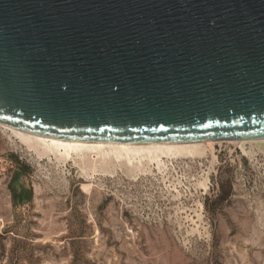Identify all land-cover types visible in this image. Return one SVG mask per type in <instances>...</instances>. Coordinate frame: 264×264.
<instances>
[{"label":"water","instance_id":"water-1","mask_svg":"<svg viewBox=\"0 0 264 264\" xmlns=\"http://www.w3.org/2000/svg\"><path fill=\"white\" fill-rule=\"evenodd\" d=\"M0 124L74 142L264 140V0H0Z\"/></svg>","mask_w":264,"mask_h":264},{"label":"rangeland","instance_id":"rangeland-1","mask_svg":"<svg viewBox=\"0 0 264 264\" xmlns=\"http://www.w3.org/2000/svg\"><path fill=\"white\" fill-rule=\"evenodd\" d=\"M244 143L173 156L196 162L181 195L137 204L148 160L91 170L0 126V264H264V142Z\"/></svg>","mask_w":264,"mask_h":264},{"label":"bare ground","instance_id":"bare-ground-1","mask_svg":"<svg viewBox=\"0 0 264 264\" xmlns=\"http://www.w3.org/2000/svg\"><path fill=\"white\" fill-rule=\"evenodd\" d=\"M0 126L6 128V130L9 129L15 136L25 141L29 145V147L39 152V154L40 153H44L48 155L54 154L55 156L62 159L75 158L82 162L87 160L89 161V164H91L92 166L91 170L95 169L94 167L98 163L99 159H100V163H102V161H105L106 159H112L113 163L124 162L128 165H131V167H133L134 165L132 166V164L134 161L139 162V160L141 161L142 159H146L149 162L151 161L158 162V160L163 156L170 158H172L173 156L175 157H179V156L193 157L197 155L200 156L202 154V150H201L202 145L212 143L211 141L196 142V143H168V144H118V143L74 142V141L57 140V139L46 138L38 135L28 134L26 132L13 129L4 126L2 124H0ZM253 141L264 142V140H253ZM227 142H237L243 144L244 142L250 143L251 141H227ZM103 166L105 167V165ZM135 168L138 169L140 167L136 166ZM134 171H136V169Z\"/></svg>","mask_w":264,"mask_h":264},{"label":"built area","instance_id":"built-area-1","mask_svg":"<svg viewBox=\"0 0 264 264\" xmlns=\"http://www.w3.org/2000/svg\"><path fill=\"white\" fill-rule=\"evenodd\" d=\"M195 163L193 158L163 156L158 162H150L147 172L130 182L128 189L134 195V201L137 204H158L154 198L155 194L160 196L159 200L175 195L180 196L183 182L186 179V171ZM208 184V179H202L198 183L200 194L206 193Z\"/></svg>","mask_w":264,"mask_h":264}]
</instances>
